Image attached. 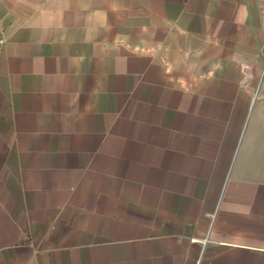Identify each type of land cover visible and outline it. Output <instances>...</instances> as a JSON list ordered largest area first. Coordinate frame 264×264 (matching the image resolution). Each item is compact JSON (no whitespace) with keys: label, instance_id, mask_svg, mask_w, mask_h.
I'll return each mask as SVG.
<instances>
[{"label":"crops","instance_id":"crops-1","mask_svg":"<svg viewBox=\"0 0 264 264\" xmlns=\"http://www.w3.org/2000/svg\"><path fill=\"white\" fill-rule=\"evenodd\" d=\"M0 264H264V0H0Z\"/></svg>","mask_w":264,"mask_h":264}]
</instances>
